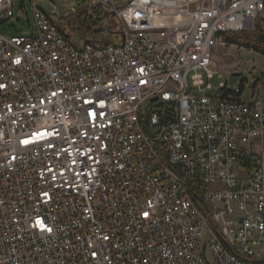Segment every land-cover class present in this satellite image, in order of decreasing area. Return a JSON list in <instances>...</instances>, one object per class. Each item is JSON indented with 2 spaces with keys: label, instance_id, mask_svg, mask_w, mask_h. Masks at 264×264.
Returning <instances> with one entry per match:
<instances>
[{
  "label": "built area",
  "instance_id": "obj_1",
  "mask_svg": "<svg viewBox=\"0 0 264 264\" xmlns=\"http://www.w3.org/2000/svg\"><path fill=\"white\" fill-rule=\"evenodd\" d=\"M31 2L35 35L0 34V264H264V71L203 75L264 0H88L97 46Z\"/></svg>",
  "mask_w": 264,
  "mask_h": 264
},
{
  "label": "rangeland",
  "instance_id": "obj_2",
  "mask_svg": "<svg viewBox=\"0 0 264 264\" xmlns=\"http://www.w3.org/2000/svg\"><path fill=\"white\" fill-rule=\"evenodd\" d=\"M84 0H38L39 7L47 14L58 10L60 16L74 14L81 8ZM85 3L89 7L88 0ZM15 16L0 26V34L6 38L35 35V22L31 0H16L14 5ZM254 32V31H253ZM246 33H252L246 32ZM242 35V34H237ZM227 35L223 36L226 42ZM223 46L218 44L214 50V65L211 67L213 77L209 78L203 72L205 81L211 85L209 93H216L220 90L221 84H227L228 88H237L239 81L244 78L255 77L264 70V55L247 49L245 46L231 45ZM221 76V77H220Z\"/></svg>",
  "mask_w": 264,
  "mask_h": 264
},
{
  "label": "trees",
  "instance_id": "obj_3",
  "mask_svg": "<svg viewBox=\"0 0 264 264\" xmlns=\"http://www.w3.org/2000/svg\"><path fill=\"white\" fill-rule=\"evenodd\" d=\"M86 2H82L77 13L60 20L64 35L76 44L88 43L97 46L117 42L120 30L116 16L102 6L90 8L85 5ZM262 27L264 28V21ZM226 43L252 48L264 55V31L258 25L252 33L227 35Z\"/></svg>",
  "mask_w": 264,
  "mask_h": 264
},
{
  "label": "water",
  "instance_id": "obj_4",
  "mask_svg": "<svg viewBox=\"0 0 264 264\" xmlns=\"http://www.w3.org/2000/svg\"><path fill=\"white\" fill-rule=\"evenodd\" d=\"M263 21H264V16H263V17L259 20V22H258V25H259V27L261 28L262 31H264V28L262 27V23H263ZM146 125H147V128H148L149 132H150L151 134H153V131H152V129L150 128L148 122H146Z\"/></svg>",
  "mask_w": 264,
  "mask_h": 264
},
{
  "label": "bare ground",
  "instance_id": "obj_5",
  "mask_svg": "<svg viewBox=\"0 0 264 264\" xmlns=\"http://www.w3.org/2000/svg\"><path fill=\"white\" fill-rule=\"evenodd\" d=\"M261 19V18H260ZM259 22V21H258ZM258 25V23H257ZM259 26V25H258ZM229 34H232V33H223V36L224 35H229ZM214 36H221V29H214Z\"/></svg>",
  "mask_w": 264,
  "mask_h": 264
},
{
  "label": "crops",
  "instance_id": "obj_6",
  "mask_svg": "<svg viewBox=\"0 0 264 264\" xmlns=\"http://www.w3.org/2000/svg\"><path fill=\"white\" fill-rule=\"evenodd\" d=\"M263 71H264V70H263ZM263 71H262V72H263Z\"/></svg>",
  "mask_w": 264,
  "mask_h": 264
}]
</instances>
